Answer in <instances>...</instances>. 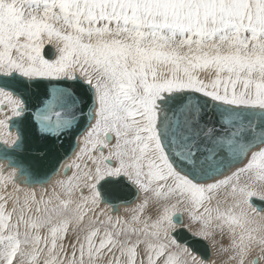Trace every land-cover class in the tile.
<instances>
[{
	"label": "snow or ice",
	"instance_id": "1",
	"mask_svg": "<svg viewBox=\"0 0 264 264\" xmlns=\"http://www.w3.org/2000/svg\"><path fill=\"white\" fill-rule=\"evenodd\" d=\"M80 130L58 191L13 194L8 149L31 133L55 164ZM0 149V264H259L264 0H0Z\"/></svg>",
	"mask_w": 264,
	"mask_h": 264
},
{
	"label": "water",
	"instance_id": "2",
	"mask_svg": "<svg viewBox=\"0 0 264 264\" xmlns=\"http://www.w3.org/2000/svg\"><path fill=\"white\" fill-rule=\"evenodd\" d=\"M12 131L16 132L15 127H13ZM82 131L83 130L77 131L74 137L65 135L57 141L59 154L57 156L55 164L50 162L49 159L45 157L44 152H46L47 149L44 148V145L39 142L31 133L25 134L24 139L21 141L20 149H8L7 151L14 155L16 163L22 171L27 170L31 173L32 183L22 184L20 183V181H17L16 183L19 186L29 188H36L37 186L47 187L55 177L64 175L61 169V165L67 163L76 152L77 139L82 134ZM61 144H63V147H59ZM41 148H44V151H40ZM3 150L4 149H0V151ZM2 156L3 154L0 153V158H2ZM238 166L239 165H237V167ZM5 168H7V165H5ZM233 170H235V168H233L232 171ZM57 173H59V175ZM229 173L230 172H226L225 175H228ZM125 195L127 203H125V201L123 200L116 201L115 203L117 204V210L112 211L113 213H120L121 205L126 207L134 204L138 200L140 193L135 194V190L132 189L129 194L125 193ZM253 203L256 208L263 210L264 201H260L258 198H254ZM184 235L186 237L185 243L192 244L194 238L191 236V233L187 231V229H185ZM194 247L197 249L198 254H206L208 259L213 256V249L207 245V242L195 244Z\"/></svg>",
	"mask_w": 264,
	"mask_h": 264
},
{
	"label": "rangeland",
	"instance_id": "3",
	"mask_svg": "<svg viewBox=\"0 0 264 264\" xmlns=\"http://www.w3.org/2000/svg\"><path fill=\"white\" fill-rule=\"evenodd\" d=\"M13 134H15V131H12ZM77 151V150H76ZM73 157V156H72ZM71 162V158L70 160L67 162V163H70ZM8 171H10V169H8ZM235 171V170H233ZM6 174V173H5ZM72 174V171L70 170V172L68 173V175H71ZM231 173H229L228 175H230ZM55 177V176H54ZM64 175H59L58 177H55L52 182L47 186V187H40V186H37L36 188H29V187H23V186H19L17 183H16V187L20 188L21 191L20 192H17V193H13V185L10 183L8 188H7V192L8 193H13L15 195H19L21 196V198H23V194L24 192H32L34 191L36 194H37V198H39L40 196H45L44 199H48V197L53 193L54 190L58 191V189L56 188V181L59 180V179H64ZM223 178V177H222ZM3 189L0 188V192H2ZM144 197V194L143 193H140V196L138 198V200L134 203V204H130L131 206H120V213H116V214H112L109 212V209H106V211L111 214L114 218L119 215L123 218H128L129 215H130V210L132 208H134L137 204H139L141 202V200L143 199ZM216 198V199H215ZM211 203V207L213 208H216L217 206H220L221 209H223V206L226 204V203H232L231 199L228 198L226 196V194L224 193V191H221L219 193V195H217L215 197ZM218 200V201H217ZM215 202H219L218 204H216ZM214 203V204H213ZM228 204V205H229ZM150 207H151V204H150ZM256 207V206H254ZM261 217H264V212H261L259 215H257L256 219L257 220H260L261 223H264V220H261ZM184 222L187 223V216L186 214L184 215ZM217 239L222 241V244L223 246H227L228 244V237L227 235L223 236V237H220V236H217ZM74 242L73 241V238L71 235L68 236L67 240L65 241V247L67 248L69 246L70 243ZM231 255V253H226V252H222V251H219V250H213V256L212 258H210V260H213L216 262V264H236L235 261L233 260H230L229 259V256ZM262 256V254L260 253V250L259 249H255L253 251V253L251 254V256L249 257V259H252V258H257L259 259V264H264V259H261L260 257Z\"/></svg>",
	"mask_w": 264,
	"mask_h": 264
},
{
	"label": "bare ground",
	"instance_id": "4",
	"mask_svg": "<svg viewBox=\"0 0 264 264\" xmlns=\"http://www.w3.org/2000/svg\"><path fill=\"white\" fill-rule=\"evenodd\" d=\"M45 197V196H44ZM216 199V198H215ZM218 201V200H217ZM216 204H218L217 202H215ZM214 204V203H213ZM229 203H226L224 206H223V209H226V208H228L232 203H230L229 205H228ZM220 207V206H219ZM222 208V207H221ZM263 210H264V208H263ZM262 212H264V211H262ZM214 257V256H213ZM212 258V257H211Z\"/></svg>",
	"mask_w": 264,
	"mask_h": 264
},
{
	"label": "crops",
	"instance_id": "5",
	"mask_svg": "<svg viewBox=\"0 0 264 264\" xmlns=\"http://www.w3.org/2000/svg\"><path fill=\"white\" fill-rule=\"evenodd\" d=\"M109 212H110V213H112V214H114V213L112 212V210H111V209H109Z\"/></svg>",
	"mask_w": 264,
	"mask_h": 264
}]
</instances>
